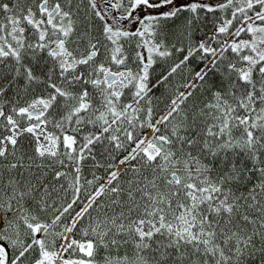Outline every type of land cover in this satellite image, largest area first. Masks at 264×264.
Segmentation results:
<instances>
[{"label":"trees","instance_id":"obj_1","mask_svg":"<svg viewBox=\"0 0 264 264\" xmlns=\"http://www.w3.org/2000/svg\"><path fill=\"white\" fill-rule=\"evenodd\" d=\"M40 1L0 0L1 260L53 262L82 204L214 57L154 131L151 139L159 153L149 158L136 151L73 222L72 239L88 241L90 253L71 242L61 259L84 264H108L109 259L264 262V235L258 237L251 228L264 217L255 218L249 215L254 210L240 206L226 214L213 206L228 189L231 197L264 204V66L253 48L263 35L258 30L264 15L251 18L264 10V1L223 0L162 15L151 10L139 26L148 40L124 33L119 46L112 40L98 42L106 50L134 52L146 45L156 52L145 85L151 88L137 101L146 89L138 90L134 81L117 94L95 88L96 93L84 77L75 81L78 54L88 50L89 39L106 37L100 12L87 9L82 0H48L61 6L54 17L62 18L67 41L60 55L42 39L40 26L47 23L41 20ZM80 74L87 76L85 69ZM44 96L50 101L40 107L41 116H29L26 109ZM173 167L190 171H178L174 181ZM204 178L217 185L212 198L198 204L213 245L209 253L186 242L176 245L162 231L139 234V221L143 230L150 229L148 215L155 204L168 205L172 191L186 199L185 179L197 184ZM235 232L249 237L238 255L228 253Z\"/></svg>","mask_w":264,"mask_h":264},{"label":"rangeland","instance_id":"obj_2","mask_svg":"<svg viewBox=\"0 0 264 264\" xmlns=\"http://www.w3.org/2000/svg\"><path fill=\"white\" fill-rule=\"evenodd\" d=\"M222 1L223 0H203L202 3H205L207 5H214V4H217V3L222 2ZM254 1L256 2L257 0H254ZM262 1H264V0H262ZM96 3L99 5L100 0H96ZM99 11H101V10H99ZM140 12H141V16L138 17L139 24H140L141 20H143L144 18H147L148 13L151 12V8L146 6V4L144 3ZM102 13H103V11L100 12V14H102ZM100 14H99L100 17H98V18H102V16ZM127 14L128 15L131 14L132 19L135 17L134 6L130 7L127 10ZM261 14H264V10L260 13V15ZM257 16L258 15H255L251 18L255 19ZM43 17H45V16L42 15L41 18H43ZM104 17L107 19L106 21H109L108 15H105ZM105 25H106L105 34H106V36H109L108 38H111V36L117 30L111 28L109 26V23H107V24L105 23ZM40 27H42V26H40ZM44 27H47V30L49 28L52 29V31L48 34V36H46V35L43 36V31H42V39L44 37L45 43H46L48 49L50 51H54L56 49L55 47L57 46V44L59 42H61L62 40H64V38H66V36L63 33L64 29L62 28V18L60 16H58L55 19H53L48 26H46L44 24ZM44 27L42 28V30L45 31ZM129 28L131 29V27H129ZM143 29H144V27H143ZM144 30L148 31L147 28H145ZM257 39H258V41L255 42V44L257 46H255L253 48L257 51L256 53L262 58V63L264 66V36L260 35V37L258 36ZM153 46H154V44H153ZM145 47H146V49L148 48V46H146V45H145ZM148 50H150V49L148 48ZM65 53H66V51L63 54H65ZM147 71H148V68H146V71L140 72V79L138 81V85L136 86V88L138 90L146 89L145 85L147 82H146L145 78L147 75ZM136 73H138V72H136ZM136 73H132V75L134 76V75H136ZM186 90L187 89L185 88V90H183V93H185ZM49 101H50L49 97H45V96L37 99V104H34V105H32L26 109V111L28 112V115L32 116V117H36V118L40 117L41 113L39 112V108L41 106L47 105L49 103ZM101 117H102V119H104L106 117V114L104 111H102ZM112 120H114V118ZM145 133H143L140 136V138L138 139L136 144L131 148L132 153H130L131 152L130 151L129 152L130 155L128 153V155L125 158L123 157L124 158L123 163L121 165H119L120 161L123 158H120L116 162L115 166L112 168L109 175H111V173L112 174L114 173L113 175L115 176V174L118 171L123 169V167L126 166V162H127L128 158H130L136 151H139L138 153L141 152L142 154H144L145 156H148L149 158H153V157H155V155H157L159 153V148L157 147L155 141L153 139H151L152 135L148 139H145L142 142V139H143L142 137H144ZM187 160L188 159H186V161ZM184 171H190V169H184ZM108 176L103 178L102 182L104 184V187L110 181V179L113 177L112 176L109 179L110 176L109 177ZM184 182L186 183L187 187L189 188V189L186 188V189H188L186 191V193L188 195L187 198L182 199V197H180L178 194H176L175 192L172 191L170 193V196H169L168 205L167 204H155L151 208V210L149 211L150 214L148 215V219L150 220V224H149L150 229L149 230H143L144 221H139L140 225L138 226L137 229L139 230V234L141 236H145V235H147V234H149L155 230L162 231V232H165L172 239L174 244H176V245H178L182 242H186V243L192 245L193 247L201 248L202 250H207L209 253L212 250L213 245H210L211 243H210V240L208 237L209 236L208 232L203 230V228H202L201 212L198 209V204L202 203L206 200L211 199L213 196V192L217 189V185H215L214 183H209V181L206 178H204L202 180L199 179L197 184L193 183L190 179H185ZM104 187L100 188L99 191L101 189H103ZM98 188H97V190H98ZM228 190H224L223 193L221 194V196H219L218 199L214 201L213 206H214V208L218 207L219 212L226 214V213L230 212L231 208H232V210L235 211V208L240 206V207H242L241 209L249 208V209L254 210L255 214L253 213V214H249V215H253L255 218H259L261 220V217H264V204L259 205V204H255L252 200L248 201L247 196H245V197L242 196V198H239L237 196L231 197ZM92 202H93V200L87 206H90L92 204ZM255 205L257 207H255ZM234 206H236V207H234ZM81 208H82V210H83V208H85L84 204H82ZM243 212H245V211H243ZM0 222H1V213H0ZM69 225H70V223H69ZM71 228H72V225L70 227V239H69V242L67 243V245H69L71 242H74L80 251H82L84 254L88 255L90 253L89 242L85 241V240L74 241L72 239V236H71ZM251 228H253V229L255 228V230H256L255 234H257L258 237L264 235V222H263V220H261V224L259 226L253 225V227H251ZM65 231H67V229ZM42 232L43 231H41L40 233H42ZM65 233L66 232H64V234H63L62 240L59 244V247H58L57 253H56V257L59 256V258L58 259L56 258L54 260L55 262L53 261L49 264H64L62 262L61 258H62V254L65 251L67 245L62 250L60 249V247L62 245ZM251 238H252V236H251ZM253 238H254V236H253ZM230 239H231V242H230V245H228V253L230 254V252H232L235 255H238L240 253V250L238 248L242 245H246L248 243L249 237L246 235L242 236L241 232H235V233L231 234ZM83 242L87 244L86 248L81 247V243H83ZM2 255L3 254L0 250V264H6L4 262V260H1ZM228 258H232V256H228L227 259ZM231 261L234 264H236V262H235L236 260H234L233 258L231 259ZM12 262H10L9 264H11ZM84 262L86 264H94V263H91L89 261H84ZM128 263H130V264H143L142 262H139L136 259L131 261V262L127 261L126 259L125 260H116V259L115 260H113V259L108 260V264H128ZM35 264H48V263H45L44 261L41 260V261L36 262ZM72 264H79V263L73 262ZM204 264H208L207 261H205ZM258 264H264V262L258 263Z\"/></svg>","mask_w":264,"mask_h":264},{"label":"flooded vegetation","instance_id":"obj_3","mask_svg":"<svg viewBox=\"0 0 264 264\" xmlns=\"http://www.w3.org/2000/svg\"><path fill=\"white\" fill-rule=\"evenodd\" d=\"M82 1L87 9L103 11V13L100 14L102 18L97 19L103 22L104 33L106 31L105 23H109V26L117 31L111 36V38H108L109 36H106L104 39L101 38V36L92 39L88 38L91 40V45L88 47V50L82 54H78V64L81 65L75 69V81L79 84L81 77H84L94 88L100 90H115L119 92L128 83L139 80L138 74L142 71H146V68L149 69L153 54H156V52L154 50H146L141 46H139L134 52L113 49L106 50V47L103 44L97 43L112 40L117 42L119 46L120 41H123V37L122 40L119 38L120 34L124 33H138L142 39L148 40L149 36L142 34V29H139L141 24H139L138 19V17L141 16V8L148 0H100L99 5L96 3V0ZM196 4L208 7V5L202 3V1H198ZM190 5L191 0H151L150 4H146V6L152 7V10H155L156 15L166 14L168 11L186 8ZM132 6H134L135 11V17L133 19L131 14L127 15V10ZM59 7L61 8L60 5ZM105 15L109 16V21H106L107 19L104 17ZM129 27H131V29ZM100 32L101 30L97 35H99ZM118 38L119 41L117 40ZM91 49L93 51H91ZM63 50V48L59 50L56 49L53 52L61 55L64 53ZM98 56H100V58H98ZM128 56H132V58L128 59ZM80 69H85L87 76H81L80 71L82 70ZM132 73H136V75L133 76ZM110 74H113V76L110 77ZM81 96L82 95H78V98Z\"/></svg>","mask_w":264,"mask_h":264},{"label":"bare ground","instance_id":"obj_4","mask_svg":"<svg viewBox=\"0 0 264 264\" xmlns=\"http://www.w3.org/2000/svg\"><path fill=\"white\" fill-rule=\"evenodd\" d=\"M205 67H206V66H205ZM205 67H204V69H205ZM92 89H93V91H95L96 93L98 92L95 88L92 87ZM173 106H174V102L168 106L167 110L164 112V114L161 116V118H163V116H164V115H165V114H166V113H167V112H168ZM161 118H160V119H161ZM160 119H159V120H160ZM156 123H157V122H155V123L153 124V126H151V127L149 128V130L146 132V135L143 137L142 142L147 138V136H149V135L151 134V132H152L153 129H154V126L156 125ZM123 161H124V159H122V160L120 161V164H119V165H121V164L123 163ZM113 174H114V173H113ZM113 174L109 175L110 177L108 176L109 179L113 176ZM103 185H104V184H101V185L99 186V188H98V190H96L95 194H97V192L99 191L100 188L103 187ZM91 199H92V197H91L89 200H91ZM88 204H89V201H86V202L84 203V206L87 207ZM69 239H70V233H69V230H67L66 233H65V236H64L63 242H62V247H63V248L67 245V243L69 242Z\"/></svg>","mask_w":264,"mask_h":264},{"label":"water","instance_id":"obj_5","mask_svg":"<svg viewBox=\"0 0 264 264\" xmlns=\"http://www.w3.org/2000/svg\"><path fill=\"white\" fill-rule=\"evenodd\" d=\"M46 7V2L43 1L41 4H40V8L43 9ZM58 11V6L55 5L54 7H52V9L47 13V17L48 19L52 18L56 12ZM172 176L173 178L176 180L177 179V176H176V173H172Z\"/></svg>","mask_w":264,"mask_h":264}]
</instances>
